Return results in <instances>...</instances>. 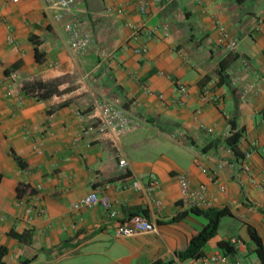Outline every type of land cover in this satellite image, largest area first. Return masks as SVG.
Wrapping results in <instances>:
<instances>
[{
  "label": "crops",
  "instance_id": "0c3cea01",
  "mask_svg": "<svg viewBox=\"0 0 264 264\" xmlns=\"http://www.w3.org/2000/svg\"><path fill=\"white\" fill-rule=\"evenodd\" d=\"M44 2L0 0V264H189L176 254L206 220L187 212L171 222L187 210L178 174L207 185L214 208L230 211L204 254L235 239L227 264H258L247 228L264 249V0H75L62 22ZM68 20L91 41L81 54L65 42ZM147 30L154 38L145 43ZM35 83L46 86L27 91ZM102 102L132 119L115 141L85 132ZM236 130L241 156L227 143ZM135 179L159 189L135 191ZM92 191L109 196L115 218L100 208L72 213ZM136 213L158 233L118 236L117 225Z\"/></svg>",
  "mask_w": 264,
  "mask_h": 264
},
{
  "label": "built area",
  "instance_id": "2783aa9c",
  "mask_svg": "<svg viewBox=\"0 0 264 264\" xmlns=\"http://www.w3.org/2000/svg\"><path fill=\"white\" fill-rule=\"evenodd\" d=\"M11 3H17L19 0H5ZM75 0H45L44 9L45 13H49L53 8H56V15L53 17L55 21L62 22L66 14L70 12L74 5ZM138 11L140 14L146 13V6L143 3L138 5ZM222 31V29H221ZM63 32L65 33V38L67 35V41L69 49L77 54L83 53L90 44V39L87 35L83 34L78 27L76 22L72 20L64 21ZM223 32V31H222ZM143 38L145 43L149 42L154 38V31L147 30L143 32ZM12 43V39H9ZM236 48V42L231 41L228 43V49L234 50ZM147 50V46L143 45L134 50L136 54H143ZM180 93L182 95L186 94L185 87H180ZM202 99L214 103L216 98L209 96L207 91L202 93ZM96 110L98 112L97 120L95 126H89L86 128L85 132L97 131L101 134L109 135L115 141L117 137L121 136L128 127L132 124V119L127 113V111L122 107H117L110 105L108 103L102 102L96 105ZM198 128L205 133H211L212 128L205 127L201 122L198 123ZM34 152L40 154L42 152L41 146H34ZM118 165L122 168L126 167L128 163L124 158H120ZM177 183L180 189V200L182 206L189 209H199L206 210L214 208L216 199L210 193L207 185L198 184L193 185L190 179L185 174H178L176 176ZM131 187L135 191H142L148 195H153L156 190L159 189V182L157 180H151L146 185H142L138 179L132 180L130 183ZM216 191L218 193H223L224 188L222 186L216 185ZM90 208H100L105 212L109 218H115L116 212L113 209L112 201L107 195H100L97 192H90L86 196L80 198L78 201L72 204V213L77 216L79 213L85 209ZM33 208L27 207L25 210V217L30 220L32 216ZM37 215H42L45 213V209L40 207L36 210ZM158 227L154 220L146 218L142 214L132 216L128 224H118L116 227V234L120 237H132L138 234H157ZM233 246H239L240 242L238 240L230 241ZM228 256L227 253L222 251H214L211 253L204 254L200 258L191 259L189 264H227Z\"/></svg>",
  "mask_w": 264,
  "mask_h": 264
},
{
  "label": "trees",
  "instance_id": "16d2710c",
  "mask_svg": "<svg viewBox=\"0 0 264 264\" xmlns=\"http://www.w3.org/2000/svg\"><path fill=\"white\" fill-rule=\"evenodd\" d=\"M35 56H36V60L39 61L37 49H35ZM235 58L236 57H234V56L228 57L227 61L221 62L220 63V73H221V70H224V68L227 66V64H229L231 61L235 60ZM44 86H46V85L41 84V83H35L32 87L28 88L27 91L29 89L31 90V89L43 88ZM45 96H48V95H44V97ZM231 128H232V130L235 129V124L233 122L231 123ZM242 133H243V130L232 131L229 138L227 139V143L230 146L232 152L237 156H241L239 151H238V148H237V142L239 141L240 137L242 136ZM25 189H26L25 186H21V187L17 188L18 197L23 196ZM29 193L31 194V193H33V191H31ZM187 212H191L195 215L203 217L206 220V224L204 225V227L201 229V231L198 234L192 236V238L189 240V243H188L186 249L181 251V252H178L176 254V258L180 261H185V260H189V259H197V258H200L201 256H203L204 255L203 249H204L205 245L208 243V241H210L212 238H214L217 234L220 220L223 217L230 216V211L225 207L224 208H210V209H206V210L189 209V210H186L182 213H178L171 220V222L173 223L175 221L182 219L187 214ZM136 215H138V213H136ZM247 230H248L250 240L255 245L254 253L257 255V257L259 259L258 264H264V249H263L262 241L253 228L248 227ZM216 246L218 248L224 250L226 253H229V254L235 252V248H234L233 244H231L230 241H219V242H217ZM3 254H4V250L0 249V257ZM154 264H161V263L156 261Z\"/></svg>",
  "mask_w": 264,
  "mask_h": 264
}]
</instances>
